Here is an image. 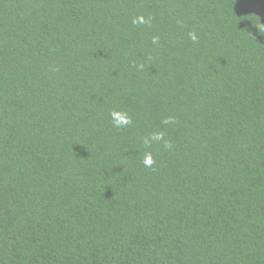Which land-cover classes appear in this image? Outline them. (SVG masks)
<instances>
[{"label":"trees","instance_id":"16d2710c","mask_svg":"<svg viewBox=\"0 0 264 264\" xmlns=\"http://www.w3.org/2000/svg\"><path fill=\"white\" fill-rule=\"evenodd\" d=\"M0 264H264V0H0Z\"/></svg>","mask_w":264,"mask_h":264},{"label":"clouds","instance_id":"9594fccd","mask_svg":"<svg viewBox=\"0 0 264 264\" xmlns=\"http://www.w3.org/2000/svg\"><path fill=\"white\" fill-rule=\"evenodd\" d=\"M144 20L142 18L139 21H134V23H142ZM192 39L196 40V36L192 34ZM113 115H119V120L114 124L115 127H124L131 123V120L127 117L126 113H116L113 112ZM154 139H160V137H154ZM150 143V142H149ZM167 146V145H166ZM144 164L146 167H151L154 164V159L151 153H147L144 158Z\"/></svg>","mask_w":264,"mask_h":264}]
</instances>
